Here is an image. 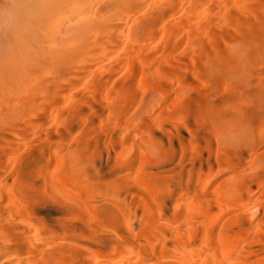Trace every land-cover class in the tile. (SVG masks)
<instances>
[{
    "label": "bare ground",
    "instance_id": "obj_1",
    "mask_svg": "<svg viewBox=\"0 0 264 264\" xmlns=\"http://www.w3.org/2000/svg\"><path fill=\"white\" fill-rule=\"evenodd\" d=\"M0 264H264V0H0Z\"/></svg>",
    "mask_w": 264,
    "mask_h": 264
},
{
    "label": "rangeland",
    "instance_id": "obj_2",
    "mask_svg": "<svg viewBox=\"0 0 264 264\" xmlns=\"http://www.w3.org/2000/svg\"><path fill=\"white\" fill-rule=\"evenodd\" d=\"M30 78V77H29ZM29 78H26L25 82L28 81ZM32 78V77H31ZM31 78L29 80H31ZM33 81V79L31 80ZM34 81H35V78H34ZM30 82V81H29ZM28 84V83H27Z\"/></svg>",
    "mask_w": 264,
    "mask_h": 264
}]
</instances>
